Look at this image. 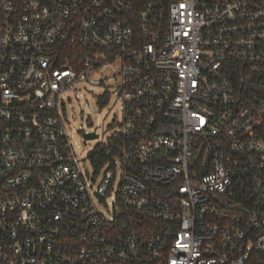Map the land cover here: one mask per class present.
<instances>
[{"label":"built area","instance_id":"obj_1","mask_svg":"<svg viewBox=\"0 0 264 264\" xmlns=\"http://www.w3.org/2000/svg\"><path fill=\"white\" fill-rule=\"evenodd\" d=\"M0 264H264V0H0Z\"/></svg>","mask_w":264,"mask_h":264},{"label":"rangeland","instance_id":"obj_2","mask_svg":"<svg viewBox=\"0 0 264 264\" xmlns=\"http://www.w3.org/2000/svg\"><path fill=\"white\" fill-rule=\"evenodd\" d=\"M78 86V96L73 93L67 94V97L70 96L67 113L72 126L69 132L73 143H80V150L86 155L97 141L103 140L110 134L112 136L113 131L118 130V122L122 119V103L117 94L112 92L108 102L100 105L98 95L103 90V86L88 82H81ZM95 130L100 134L99 138L84 144L83 132ZM86 164L90 166V161L88 160Z\"/></svg>","mask_w":264,"mask_h":264},{"label":"trees","instance_id":"obj_3","mask_svg":"<svg viewBox=\"0 0 264 264\" xmlns=\"http://www.w3.org/2000/svg\"><path fill=\"white\" fill-rule=\"evenodd\" d=\"M98 100H99L100 105H104V104H106V103L108 102V100H109V95H108V94H105L104 96L98 98ZM117 139H118V138H117L116 136H111V138H110V140H109V144H110V145L115 144V143L117 142ZM97 152H98L99 154H98L97 156H95ZM91 159H92V162H93L96 166L100 165L102 162L105 161V158H104V156H103V150H101V146H100V145H97V146L95 147L94 151L92 152ZM100 162H101V163H100Z\"/></svg>","mask_w":264,"mask_h":264},{"label":"water","instance_id":"obj_4","mask_svg":"<svg viewBox=\"0 0 264 264\" xmlns=\"http://www.w3.org/2000/svg\"><path fill=\"white\" fill-rule=\"evenodd\" d=\"M97 137H98V134L95 133L94 131L85 134V138H86V139H95V138H97Z\"/></svg>","mask_w":264,"mask_h":264}]
</instances>
